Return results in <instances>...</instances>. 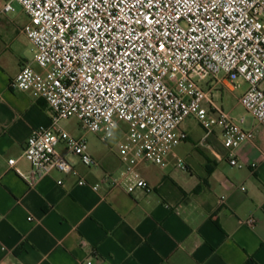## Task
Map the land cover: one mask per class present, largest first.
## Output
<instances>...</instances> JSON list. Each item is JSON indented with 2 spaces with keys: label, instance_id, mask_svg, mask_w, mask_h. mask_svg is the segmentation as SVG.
<instances>
[{
  "label": "built area",
  "instance_id": "obj_1",
  "mask_svg": "<svg viewBox=\"0 0 264 264\" xmlns=\"http://www.w3.org/2000/svg\"><path fill=\"white\" fill-rule=\"evenodd\" d=\"M16 1L29 17L22 32L39 69L24 65L11 87L44 99L53 114L50 126L34 129L27 139L23 156L31 171L9 159L28 185L54 170L79 174L58 150L60 143L85 166L99 165L88 142L60 126L73 116L103 141L126 124L117 145L125 171L106 174L103 182L125 183L130 193L148 189L138 165L168 164L188 138L181 125L191 116L208 134L221 128L230 163L243 166L235 150L254 132L243 129L202 83L221 78L239 88L245 81L239 101L264 127V0ZM12 11L13 0L0 9ZM176 165L186 168L179 157Z\"/></svg>",
  "mask_w": 264,
  "mask_h": 264
},
{
  "label": "crops",
  "instance_id": "obj_2",
  "mask_svg": "<svg viewBox=\"0 0 264 264\" xmlns=\"http://www.w3.org/2000/svg\"><path fill=\"white\" fill-rule=\"evenodd\" d=\"M6 53L0 47V264H264V127L251 114L236 117L217 102L254 132L235 150L242 167L230 163L222 129L208 134L199 121L201 129L184 126L191 116L181 125L188 138L166 166L138 165L148 189L130 193L125 183L103 182L106 174L125 171L117 152L123 136L89 147L96 167L60 143L58 150L79 174L54 170L30 186L9 159L31 171L23 156L27 139L50 126L53 114L44 99L11 87L24 65L39 69L33 46L30 58ZM202 84L212 88L213 98L237 89L221 78ZM119 127L126 130L125 123Z\"/></svg>",
  "mask_w": 264,
  "mask_h": 264
},
{
  "label": "rangeland",
  "instance_id": "obj_3",
  "mask_svg": "<svg viewBox=\"0 0 264 264\" xmlns=\"http://www.w3.org/2000/svg\"><path fill=\"white\" fill-rule=\"evenodd\" d=\"M5 1L7 0H0V7H3ZM13 6L15 11L1 14L0 16V47L6 48V54H10L11 56L15 57V55H20L30 58L32 57V46L22 32L23 27L29 21V17L25 13L22 5L16 0H13ZM244 82L242 81V86L234 91L224 89L223 93L217 92L214 94V100L221 104L225 110L232 112L236 117L248 113L243 105L238 102V97L248 88V84ZM60 126L72 136L84 138L91 149L94 146H99L101 143H104L101 141L100 135L86 130L82 126L81 121L75 116L61 119ZM184 126H193L201 129L199 123L193 117L186 120ZM124 130L123 127L117 128L113 138H110L108 142L111 143L115 139L122 137Z\"/></svg>",
  "mask_w": 264,
  "mask_h": 264
},
{
  "label": "clouds",
  "instance_id": "obj_4",
  "mask_svg": "<svg viewBox=\"0 0 264 264\" xmlns=\"http://www.w3.org/2000/svg\"><path fill=\"white\" fill-rule=\"evenodd\" d=\"M125 7H127V5H126ZM184 8H185V9H188V5H187V4H184ZM193 10H194V6H193ZM224 34L227 35V34H228V31H225ZM241 39H242V38H241Z\"/></svg>",
  "mask_w": 264,
  "mask_h": 264
},
{
  "label": "snow or ice",
  "instance_id": "obj_5",
  "mask_svg": "<svg viewBox=\"0 0 264 264\" xmlns=\"http://www.w3.org/2000/svg\"><path fill=\"white\" fill-rule=\"evenodd\" d=\"M163 47H164V46H161V49H162V50H163Z\"/></svg>",
  "mask_w": 264,
  "mask_h": 264
}]
</instances>
